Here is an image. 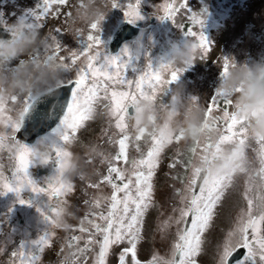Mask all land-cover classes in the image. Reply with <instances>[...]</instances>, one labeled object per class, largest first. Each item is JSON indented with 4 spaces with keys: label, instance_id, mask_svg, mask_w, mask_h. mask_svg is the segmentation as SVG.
<instances>
[{
    "label": "rangeland",
    "instance_id": "374dc122",
    "mask_svg": "<svg viewBox=\"0 0 264 264\" xmlns=\"http://www.w3.org/2000/svg\"><path fill=\"white\" fill-rule=\"evenodd\" d=\"M39 1H42L41 5L37 0H0V14L3 18L10 24L25 23L26 33H35L38 39L44 41L38 47L26 45L25 53L4 69L6 78L14 71L13 65L17 63L25 60L47 61L46 50L50 51L53 47V35L62 46L60 55L65 57L68 53L63 49L77 50L85 46L83 38L76 36L77 32L86 36L89 30V25L85 26L76 19V10L81 7V0H67L64 5H53L49 13L43 11L44 0ZM164 2L165 0H140L141 18L135 21L143 22L142 32L135 40L125 42L115 54L108 50L110 35L121 20L127 19V5L135 4L136 0H118L120 6L113 8L110 6L111 0H107V12L100 21L98 32L102 51L96 61L97 66L104 63L105 57H118L117 63L124 64L123 79L132 82L133 87L135 81L149 68L156 71L166 62L172 43L193 39L185 35L188 28L198 34L201 32L207 39V51L200 49L193 64L185 67L175 81L161 82L156 85L155 90L145 89L143 95L138 94L129 103L135 107L136 116L143 109V105L150 102L153 109L143 110L146 119L149 112L153 115V123L147 120L148 127H144L133 120L134 116H129L127 112L124 115L130 156L139 158V153L135 150L137 136L142 137L138 143L145 152V142H150L153 136L166 141L151 181V205L141 225V239L137 248L141 261H146L153 253L162 257L169 255L176 225L173 223L165 233L158 229L160 223L173 214L172 209L180 207L176 190L183 189L181 180L187 179L184 164L191 158L197 168H205L200 161V156L205 154L198 149L194 156L190 149L197 143L201 146L214 144L220 135V127L224 124L223 120L216 117L222 116L225 107L231 111V107L223 102L218 105L212 101L222 79L225 59L229 65L234 62L251 65L264 60V0H182L186 4L185 9H181L173 20H161L155 13ZM97 4L99 6V0ZM100 6L103 7V4ZM193 13L204 19L202 25H194L190 21L189 17ZM158 14L163 15L162 10ZM152 17L154 21L149 22ZM186 21H190V24L184 30ZM56 29L60 31L56 32ZM56 58L66 65L59 56ZM79 63L78 61L77 64ZM108 70L111 71V67ZM69 78L75 79V68L61 73V82ZM163 79H170V74L164 73ZM112 87L127 90V86ZM26 99L28 97L23 94L0 99V122L14 120L18 112L24 109ZM106 103L107 101L95 103L77 135L68 143H63L53 131L47 138L36 140L33 145L27 144L31 148L39 147L42 152L51 153L44 162L31 157L27 169V175L33 184L44 191L34 192L31 187L24 185L19 193L7 191L0 194V264H10L11 253L21 247L25 252H37L38 245L34 242L47 234L50 244L40 253V264H92L98 246L85 244L93 231L88 220L102 223L97 217L101 212L106 213L107 201H103L99 208L94 207L93 202L99 196L110 194V186L100 183V180L107 174V166L117 150L114 142L120 138L114 121L110 124ZM210 106L212 112L206 119V111ZM196 109L200 110L201 119L195 128L190 129L188 120ZM239 127L248 129V121H243ZM213 129L216 135L209 138L206 133ZM247 129L243 144L249 161L246 172L233 175L230 171L231 159H221L224 147L238 142L221 144L217 150L207 154L210 164L206 166V174L225 175L228 185L223 189L213 218L202 235L201 252L196 257L197 264H217L220 245L225 235L234 225L241 210L246 208L244 193L249 176L256 175L260 168L257 156L259 145L248 137ZM5 132L6 127L0 126V134ZM57 149L61 151L59 158L56 155ZM8 154L7 151H0V170L10 177L14 160ZM52 161L56 166L52 167ZM117 163L120 167L124 166L122 162ZM214 164H222L223 170L220 173L210 172L209 168ZM43 166L52 169L49 176L37 174V169ZM42 183L47 186L43 187ZM50 184L70 185V190L51 196L47 192ZM3 191V185L0 184V192ZM57 209H60L59 219ZM81 228L87 231L82 232ZM124 246L126 245L112 248L107 264H118V254Z\"/></svg>",
    "mask_w": 264,
    "mask_h": 264
},
{
    "label": "snow or ice",
    "instance_id": "6c2138e0",
    "mask_svg": "<svg viewBox=\"0 0 264 264\" xmlns=\"http://www.w3.org/2000/svg\"><path fill=\"white\" fill-rule=\"evenodd\" d=\"M66 3L67 0H44L43 11L49 13L53 5ZM139 3L140 0H136L135 4L127 5L125 16L129 22L141 18ZM110 6L111 8L119 7L120 4L118 0H111ZM185 8L186 4L182 0H165L159 5L155 14L161 20H173L177 13ZM161 10L163 15L158 14ZM189 19L194 25H200L196 13H193ZM88 28L86 36L80 35L79 32L76 34L84 40L83 49H63L68 55L66 57L60 55L62 46L53 35V47L50 51L46 50L47 59L59 56L61 61L66 62V67L75 68V79L69 78L57 85L60 92L58 106L49 113L47 105L40 104L39 109L32 113L31 106L37 101L35 98H28L25 100V107L19 120L6 125V132L0 134V151L9 152L5 147L6 139H10L14 145V149L9 152L10 158L14 160L11 176H5L0 170V184L4 189L0 194L7 191L19 193L24 185L31 187L34 192L44 191L36 187L27 175V169L31 163V146L17 138L18 134L29 132V123L35 127L37 119L41 121V111L46 114L44 122L48 123L50 131H54L66 144L77 135L95 103L107 101L110 124L114 121V127L120 133V138L114 142L117 150L107 166V174L100 180V183L110 186V194L99 196L93 202V206L99 208L103 201H107L106 213L101 212L97 217L102 223L88 220L93 231L90 233L91 238L85 244L98 246V252L92 264H107L112 248L120 245L126 246L122 247L118 254V264H197L196 257L201 252L202 235L213 218L214 209L221 200L223 189L228 185L225 175L208 176L206 174V166L210 164L207 154L217 150L224 143L235 141L241 145L245 144L247 127L238 128L243 120L237 119L228 107H225L222 116L216 117L218 120H223L224 124L220 127V135L215 143L203 146L197 143L190 149L194 156L198 153V149L200 153L205 154L200 156V161L205 168H197L193 165L191 158L184 164L188 174L187 179L181 180L183 189L176 190L180 207H174L173 214L162 221L158 229L161 233H165L173 223L176 225L169 255L162 257L153 253L149 259L141 261L137 251L141 239V225L151 205L153 187L151 181L166 141L153 136L150 142H145L147 149L145 152L138 143L142 137L137 136L135 150L139 153V158L130 156L124 115L128 111L129 103L134 101L138 94L143 95L145 89L155 90L156 85L161 82L172 83L184 69H171L163 64L156 71L149 68L135 81L133 87L132 82L123 79L124 64L117 63L118 57H105L104 63L97 66L96 61L102 51L98 36L99 23L94 22ZM55 31L59 32L60 29ZM185 35L196 40L202 51H207V39L201 32L198 34L192 28H188ZM78 61L79 64H77ZM229 66L228 60L225 59L222 76L227 73ZM109 67L111 71L108 70ZM164 73H169L170 79L162 80ZM113 85L127 86V90H117L112 87ZM68 92H70V98L67 96ZM218 98H222L224 105L232 106V99L224 96L219 90L212 98L213 103H216ZM211 112L210 106L206 111V119ZM50 131L42 135L37 132V140L47 138ZM256 143L259 145L257 156L260 168L256 175L249 176L244 193L246 208L241 210L234 225L225 235L220 245L217 264H231L232 260L235 264H264V141L257 140ZM56 155L57 158L61 156L60 149L56 150ZM117 162H122L124 166H118ZM172 166L174 167L175 164ZM89 187L95 186L89 185ZM69 190L70 185L50 184L47 192L51 196H56ZM80 231L87 230L81 228ZM34 243L38 245L37 252H25L21 247L11 253L10 264H40V253L50 244V238L47 234L46 237L42 236ZM240 249L244 250L242 258L238 255ZM234 254L237 255L234 256Z\"/></svg>",
    "mask_w": 264,
    "mask_h": 264
},
{
    "label": "clouds",
    "instance_id": "9594fccd",
    "mask_svg": "<svg viewBox=\"0 0 264 264\" xmlns=\"http://www.w3.org/2000/svg\"><path fill=\"white\" fill-rule=\"evenodd\" d=\"M103 4V7L100 5ZM107 0H81V7L76 10V19L87 26L102 20L106 14ZM206 17V15H205ZM200 20V25L204 19ZM26 24L15 22L7 27L9 37L0 39V99H10L13 94H23L28 98H35L37 103L31 106V112L35 113L40 104L47 105L49 113L60 103V92L57 85L61 83V73L69 70L58 58L48 59L44 62H32L25 60L23 63L13 65L14 71L9 77H5L4 69L17 60L26 51V45L39 46L44 44L35 33H26ZM35 50V48H34ZM199 44L194 39H186L182 42H174L167 53L166 62L163 65L171 69H184L194 62L199 54ZM224 96L233 101L231 113L239 120L248 121L247 135L252 140L264 141V60L248 64L232 63L226 74L222 76L218 89ZM238 90V91H237ZM143 109L152 110L149 102L143 105ZM137 113L133 120L138 124L148 127V121L144 110ZM23 112L21 109L17 117L12 121L0 122V126L6 127L10 123L17 122ZM150 114V112H149ZM45 113L41 111L40 119L44 122ZM201 119L199 109L193 110L188 120L189 128H195ZM174 131V129H172ZM209 138L215 137V129L206 133ZM5 147L11 152L14 145L10 139H6ZM51 153L42 152L39 147L32 148L31 157L38 158L42 162L50 157ZM221 159H231L230 171L233 175L247 171L249 161L243 145L233 143L230 147H224ZM222 164H214L209 168L212 173H220ZM60 209H57V219Z\"/></svg>",
    "mask_w": 264,
    "mask_h": 264
},
{
    "label": "water",
    "instance_id": "95a60500",
    "mask_svg": "<svg viewBox=\"0 0 264 264\" xmlns=\"http://www.w3.org/2000/svg\"><path fill=\"white\" fill-rule=\"evenodd\" d=\"M154 17L149 19V22H153ZM142 21H134V22H129L127 19L121 20L116 27L113 29L109 41H108V50L110 53L115 54L119 52L121 46L131 40H135L138 38V36L142 32ZM67 96L70 98V92L67 93ZM135 113V107L133 105L128 106V111L127 114L129 116L134 115ZM58 122V121H57ZM55 128V125H52ZM29 127V132L27 133H20L18 134L17 138L21 140V142H24L28 145H32L35 143L37 140V132H39L41 135L44 134L47 131H50L48 128V123L47 122H41L39 119H37V122L35 124V127L31 123L28 125ZM52 132V131H50ZM49 132V133H50ZM52 167L56 166V163L54 161L51 162ZM37 174L38 175H46L49 176L52 173V169L47 166H43L37 169ZM207 173V171H206ZM21 222V219H20ZM243 249L238 250V255L240 258L243 256ZM237 254H234V256ZM234 260H232L231 264H234Z\"/></svg>",
    "mask_w": 264,
    "mask_h": 264
},
{
    "label": "trees",
    "instance_id": "16d2710c",
    "mask_svg": "<svg viewBox=\"0 0 264 264\" xmlns=\"http://www.w3.org/2000/svg\"><path fill=\"white\" fill-rule=\"evenodd\" d=\"M37 3L39 5H41L42 1L37 0ZM189 24H190V21H186L184 23V30L187 29V27L189 26ZM8 25H10V22L7 21L5 18H3L2 15L0 14V39H5V38H8L9 37V33L7 31ZM217 104L218 105L219 104H222V98H218ZM142 128H141V130H142Z\"/></svg>",
    "mask_w": 264,
    "mask_h": 264
},
{
    "label": "flooded vegetation",
    "instance_id": "af4514ba",
    "mask_svg": "<svg viewBox=\"0 0 264 264\" xmlns=\"http://www.w3.org/2000/svg\"><path fill=\"white\" fill-rule=\"evenodd\" d=\"M142 28H143V26H142ZM134 115H132L131 117H133ZM148 121H151L152 123H153V115L152 114H149V116H148V119H147ZM53 132V131H52ZM52 132H50V133H48V135L49 134H51ZM43 139V138H42ZM36 143V142H35ZM34 143V144H35ZM33 145V144H32ZM8 156H9V154H8ZM53 169H55V168H53ZM49 180V179H48ZM50 183V182H49ZM42 186L43 187H46L47 185H45L44 183H42ZM50 205V204H49ZM52 205V204H51Z\"/></svg>",
    "mask_w": 264,
    "mask_h": 264
}]
</instances>
